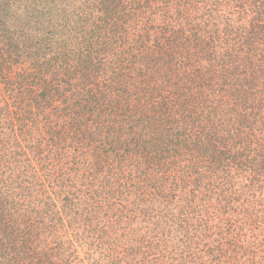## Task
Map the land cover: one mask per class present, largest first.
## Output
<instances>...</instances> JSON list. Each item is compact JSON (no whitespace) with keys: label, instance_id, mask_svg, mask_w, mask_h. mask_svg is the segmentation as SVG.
<instances>
[{"label":"trees","instance_id":"1","mask_svg":"<svg viewBox=\"0 0 264 264\" xmlns=\"http://www.w3.org/2000/svg\"><path fill=\"white\" fill-rule=\"evenodd\" d=\"M0 264H264V0H0Z\"/></svg>","mask_w":264,"mask_h":264}]
</instances>
